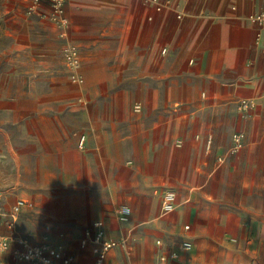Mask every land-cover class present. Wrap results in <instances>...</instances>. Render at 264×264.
<instances>
[{
	"label": "crops",
	"instance_id": "1",
	"mask_svg": "<svg viewBox=\"0 0 264 264\" xmlns=\"http://www.w3.org/2000/svg\"><path fill=\"white\" fill-rule=\"evenodd\" d=\"M30 1L1 4L17 95L4 100L0 133L10 135L5 126L14 123L24 137L23 146L9 144L14 183L23 163L40 199L48 185L81 189L73 207L49 190L65 220L60 227L79 228L50 240L65 242L73 264H92L78 241L102 220L105 237L128 239L108 254L113 264L119 250L129 255L143 246L138 234L146 233L154 236L149 255L128 264H264V38L256 40L248 18L264 0H159L160 10L148 0H66L63 29L44 16L47 4L29 12ZM67 44L78 48L82 84L70 80ZM242 97L257 103L248 117L237 110ZM238 130L244 145L230 153ZM166 188L177 202L162 214ZM19 197L32 201L16 196L9 204L1 195L0 205L9 210ZM124 205L130 215L120 222ZM183 239L191 249L161 263Z\"/></svg>",
	"mask_w": 264,
	"mask_h": 264
},
{
	"label": "built area",
	"instance_id": "2",
	"mask_svg": "<svg viewBox=\"0 0 264 264\" xmlns=\"http://www.w3.org/2000/svg\"><path fill=\"white\" fill-rule=\"evenodd\" d=\"M66 0H31L27 6L29 12H36L42 4H47L48 12L44 14L50 22L56 27L63 29L67 27L68 19L65 14ZM155 4L156 9H161L159 0H148ZM234 8V7H233ZM180 17V15H177ZM249 20L256 25L255 38L260 40L264 38V8L249 14ZM63 35V33L61 32ZM162 53L166 52V48H162ZM62 54L66 66L70 69V80L75 84L83 83V76L79 73L80 57L78 48L73 44H67L62 49ZM257 103L252 98L242 97L237 102V110L242 117H248L255 109ZM141 103L133 104V111L140 112ZM245 134L242 130L234 131L231 136L230 153H236L242 149L244 145ZM84 138L80 139L82 144ZM1 198V192H0ZM177 194L174 189L166 188L163 191L160 211L162 214L172 212L176 207ZM33 207V202L29 199L17 198L9 210H4L0 205V258L9 253V260L3 261L2 264H73L75 255L62 240L46 239L42 242L32 243L26 236H22L16 232V221L20 212L25 208ZM130 208L128 206H120L117 209V219L120 222H126L129 219ZM6 230L12 231L7 233ZM190 225L185 224L184 230H189ZM161 241L158 239L156 243ZM79 247L82 249L89 248L93 256L92 264H113L107 260L110 251L116 247L126 248L129 246L127 238L118 240L105 237L104 222L102 220H94L91 225L84 228L83 233L78 241ZM192 247L189 239H183L179 243L178 249L168 253L161 254L159 261L161 263L168 259H176L179 250L188 251Z\"/></svg>",
	"mask_w": 264,
	"mask_h": 264
},
{
	"label": "rangeland",
	"instance_id": "3",
	"mask_svg": "<svg viewBox=\"0 0 264 264\" xmlns=\"http://www.w3.org/2000/svg\"><path fill=\"white\" fill-rule=\"evenodd\" d=\"M13 0H0V119H7V113L2 109L9 107L4 100H7L10 97L16 96V82L14 78L9 75V24H8V14L4 13L1 8L3 2H10ZM24 80L20 81L22 85L21 91L24 90ZM42 89L38 88V92ZM130 95L134 98L136 96V90L130 89ZM8 122V121H7ZM6 133L10 135L6 136L5 134L0 133V192L1 195H4L7 198L8 203L10 204L16 196H27L30 197L33 201V207L29 211H26L19 215L17 222V231L19 234L28 237L32 243L42 242L46 239L55 237L60 231H69L72 232L76 229H79L77 226H72L67 229L60 227L64 223V218L60 216V207L57 203L49 198V196H56L65 200L67 204H70L73 207V199L75 194H79L81 189L78 185L66 184V185H48V189H52L54 193H50L49 190L44 195V198L40 199V193L35 192L36 189L39 190L40 186L30 184V179L28 173L25 171V164H21L22 168L20 169L18 176L20 177L19 183H14L12 177H14V168L13 164L15 154L10 152L9 144L12 143L15 145L19 144L20 146L24 145V137L20 136V130L14 125V123H8L6 126ZM17 143V144H16ZM23 155V154H22ZM66 171L71 169L72 164H63ZM66 173V172H65ZM49 180V179H47ZM72 182V179H70ZM58 192V194H57ZM33 194L37 196V199H34ZM52 194V195H51ZM57 194V195H54ZM36 200V201H35ZM41 203V212H38L36 209ZM77 205L79 204V198H76ZM7 204V206H9ZM124 234V233H123ZM143 238L144 245L129 251V255L122 253V250H119L118 264H128L127 262H133L134 260H144L150 253V243L154 236L151 233L138 234ZM166 236L175 237V234L166 233ZM134 251V252H133ZM90 263V260H89Z\"/></svg>",
	"mask_w": 264,
	"mask_h": 264
}]
</instances>
